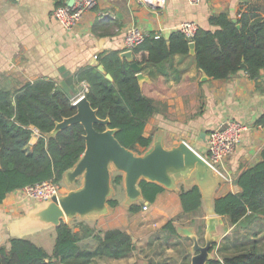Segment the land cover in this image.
I'll return each instance as SVG.
<instances>
[{"label":"crops","instance_id":"1","mask_svg":"<svg viewBox=\"0 0 264 264\" xmlns=\"http://www.w3.org/2000/svg\"><path fill=\"white\" fill-rule=\"evenodd\" d=\"M69 1L0 0V88L16 91L40 79L60 86L64 80L61 70L65 68L74 76L75 87L83 86L88 92L87 84L76 83V74L88 66L97 65L96 57L106 51L127 52L124 50V34L132 27L140 28L149 36L159 32L162 38L169 39L185 22H193L204 30H215L209 19L220 13L227 12L233 21H237L247 8H258L264 15V0H201L196 6L187 0H168L162 10H153L139 0H98L94 10L86 13L73 30L66 31L55 21L53 12L58 5H68ZM147 55L143 51L133 52L135 61H141ZM142 68L145 79L139 82L140 87L144 95L159 103V111L148 121L144 133L152 138V143L162 138L164 145L171 148L185 142L205 156L209 134L221 123L234 120L246 130L241 145L225 164L226 174L234 180L260 160L264 149V125L259 123L264 115V71L257 80L250 79L245 69L227 80H214L198 69L195 56L191 54L175 55L161 65H143ZM40 137L39 131L34 129L31 148ZM193 186L196 185L183 188L187 190ZM181 190L178 184V191L165 189L154 204L141 202L138 205H142L143 211V206H147L146 213L150 214L152 223L161 227L163 234L158 240L191 244L183 259L190 260L189 264H192L196 254L193 252L195 240L201 247H205L209 240L219 246L234 232L235 228L230 226L227 218L215 214L214 202L229 193H236L238 189L233 182L220 183L210 199L202 197L201 208L193 213L195 215L183 212ZM114 199L119 205L110 208L107 215L80 222L87 221L84 223L103 232L124 231L137 246L128 226L137 220L142 210L130 212V207L126 206L125 190L123 198ZM36 204L24 195L23 190L7 196L0 205V247H9L13 238L9 226ZM170 222L177 236L164 232L163 227ZM244 223L247 226L239 230L241 234L251 232L264 237V224L258 227L259 224L255 223L248 225L247 220ZM45 231L39 238L40 247L52 254L56 231ZM78 231L76 228L75 232ZM44 242L49 243L50 250ZM216 252L211 251V258L217 255Z\"/></svg>","mask_w":264,"mask_h":264},{"label":"trees","instance_id":"2","mask_svg":"<svg viewBox=\"0 0 264 264\" xmlns=\"http://www.w3.org/2000/svg\"><path fill=\"white\" fill-rule=\"evenodd\" d=\"M209 24L215 30L199 28L195 43L197 67L209 78L227 80L243 70L252 80L264 71V15L260 9L247 8L234 22L227 12L213 15ZM190 43L179 32L169 39H156L150 35L134 49L148 55L136 63L161 65L175 55L190 54ZM124 51H106L98 56L95 66H88L76 74V83L87 84L86 98L100 119L110 120V129L126 148L146 152L152 138L145 136L148 121L159 111V103L144 95L131 64L124 58ZM103 66L105 73L99 70ZM110 74L113 80H108ZM76 114L74 100L53 81L37 80L19 90L0 88V205L7 196L45 181L61 185L64 174L73 168L84 154L86 143L82 125L74 124L54 137L48 135L56 124ZM264 125V115L259 119ZM38 130L41 137L31 148L30 141ZM100 132L103 126H96ZM114 186L123 184L116 176ZM238 191L217 198L216 215L228 219L234 232L212 252L217 255L207 264H264V237L239 230L249 224H264V149L260 160L239 173L233 180ZM140 187L144 202L154 204L165 189L155 183L142 181ZM180 203L185 214L200 210L202 194L197 186L180 192ZM116 208L119 202L111 199ZM130 212L138 213L142 205H134ZM78 228L79 231L75 232ZM164 232L177 236L172 222L163 227ZM56 231L52 254L28 238H11L9 247H0V264H95L98 259L122 260L129 257L137 246L131 236L121 230L103 232L79 222L76 227L63 223ZM247 232V231H246ZM264 236V233H263ZM86 241H90L89 244ZM154 264V263H151Z\"/></svg>","mask_w":264,"mask_h":264},{"label":"water","instance_id":"3","mask_svg":"<svg viewBox=\"0 0 264 264\" xmlns=\"http://www.w3.org/2000/svg\"><path fill=\"white\" fill-rule=\"evenodd\" d=\"M73 3L74 0H70L68 5L72 6ZM189 46L190 54L195 56V43L192 42ZM122 58L131 64L138 81L142 82L145 79L143 68L135 62L133 51L124 52ZM242 68L246 69V66L243 65ZM99 70L105 73L103 66H99ZM61 71L64 80L60 82V86L75 101L76 114L57 123L48 136L54 137L70 126L80 124L85 130L86 148L76 165L64 174L62 183L66 188H63L62 195L38 202L25 216L14 221L9 226L13 238H26L45 230H56L63 223L69 224L76 219H97L107 215L112 208L109 201L115 194L112 168L121 173L128 207L144 202L140 187L142 181L158 184L174 192L178 191V184L181 182L195 184L205 199H210L218 185L226 182L221 174L185 142L168 148L162 138H158L142 155L124 147L116 138L117 131L109 128L110 120L100 119L97 111L92 108L85 96L87 90L83 86L76 88L74 76L65 68ZM106 77L113 80L110 74H106ZM97 125L105 127V130L98 131ZM78 183L80 186L77 188ZM213 243V240H209L205 247H201L195 240L193 252L196 254L192 258V264H207L212 259L210 253Z\"/></svg>","mask_w":264,"mask_h":264},{"label":"built area","instance_id":"4","mask_svg":"<svg viewBox=\"0 0 264 264\" xmlns=\"http://www.w3.org/2000/svg\"><path fill=\"white\" fill-rule=\"evenodd\" d=\"M187 1L193 6L201 2V0ZM139 2L153 10H162L167 6L168 0H139ZM98 3V0H74L72 6L61 4L55 8L53 18L63 29L71 31L86 13L94 10L98 6ZM198 30L199 27L197 24L185 22L180 26L178 32L181 33L189 43H192L194 42ZM154 35L156 39L162 38V34L159 32ZM148 37L149 35L140 28L132 27L124 34V50L134 51V49L142 45ZM96 59H98V56ZM245 130V126L234 120H227L221 123L208 136L207 154L205 156L201 155L208 164L225 178L226 182H233V180L226 174L225 164L241 145ZM62 192L63 187L51 180L23 189L24 195L36 202H44L52 200L53 198H59ZM143 209L147 211L148 207L143 206Z\"/></svg>","mask_w":264,"mask_h":264},{"label":"rangeland","instance_id":"5","mask_svg":"<svg viewBox=\"0 0 264 264\" xmlns=\"http://www.w3.org/2000/svg\"><path fill=\"white\" fill-rule=\"evenodd\" d=\"M136 153L142 155L145 153V151L142 148H139ZM119 175H121V173L117 172L115 168H112V180ZM179 185L181 187H188L191 184L179 183ZM61 186L64 189L66 188L65 185L61 184ZM79 186L80 183H78L76 187L78 188ZM113 187L115 189L113 199L123 198L124 189H122V187H124V185L122 184L120 186H114L113 184ZM138 204H142L141 201L138 202L137 205ZM80 220L81 219H76L72 221L70 223L71 226L76 227ZM128 228L136 239L137 249L131 255H129V257L122 260L110 261L109 259H98L95 264H189L190 260L188 261L183 259V256H185L186 253H189L191 244L189 242L178 244L174 240L164 243L163 241L158 240L163 234L161 227L158 225L155 226V224L152 223L151 216L150 214L146 213V211L142 210V212L138 214L137 220L132 222ZM42 234L43 232L36 236H31L30 239L36 245L41 246L42 244L39 242V238ZM156 240L158 241L155 243ZM44 245L47 246V249H51L48 247V242H44ZM168 246H173V248H169Z\"/></svg>","mask_w":264,"mask_h":264}]
</instances>
